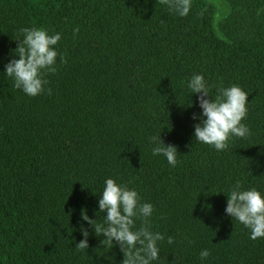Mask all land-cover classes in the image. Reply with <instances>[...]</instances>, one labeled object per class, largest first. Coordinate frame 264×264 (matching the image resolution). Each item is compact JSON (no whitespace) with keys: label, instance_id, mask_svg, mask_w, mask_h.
I'll return each instance as SVG.
<instances>
[{"label":"trees","instance_id":"obj_1","mask_svg":"<svg viewBox=\"0 0 264 264\" xmlns=\"http://www.w3.org/2000/svg\"><path fill=\"white\" fill-rule=\"evenodd\" d=\"M171 2L0 0V264H121L119 245L91 228L88 248L75 247L82 211L103 222L108 177L153 204L151 230L165 236L153 264H264V238L224 211L237 182L264 191V0H223V11L191 0L183 17ZM25 27L61 34L51 94L28 96L3 72ZM194 73L212 95L248 92L247 137L222 151L193 137ZM160 132L175 166L152 154Z\"/></svg>","mask_w":264,"mask_h":264},{"label":"clouds","instance_id":"obj_2","mask_svg":"<svg viewBox=\"0 0 264 264\" xmlns=\"http://www.w3.org/2000/svg\"><path fill=\"white\" fill-rule=\"evenodd\" d=\"M169 7L183 17L191 9V0H172ZM21 31L23 35L17 51L13 52L3 72L13 79L15 88L28 96L35 97L45 91L51 94V89L46 88V73L56 71L58 51L55 45L61 40V34H50L47 29L39 27H25ZM186 87L190 95L199 94L197 101L201 111L192 114V119L196 121L193 137L198 142L222 151L228 148L232 138H243L250 134L249 127L243 122L248 112V92L241 86L232 84L220 87L217 94L212 95L211 85L204 74L194 73L188 78ZM193 103L190 99L187 106L191 107ZM148 141L152 145L153 155H163L171 166L177 164V147L165 144L161 132L150 136ZM226 196L225 213L249 229L251 239L264 238V191L256 187L245 188L237 182ZM97 203L99 212L106 213L103 222L96 223V219L82 211V220L87 222L88 227L81 224L83 239L76 243V248H88L91 228L96 235H103V240L111 247L114 243L119 245L123 253L121 264H153L159 259L158 242L164 240L165 236L151 230L149 218L153 214L152 203L141 202L135 188H129L113 177L104 180ZM137 220L142 221L140 227L135 226ZM167 242L171 244L173 238L168 236ZM209 255L207 248L199 253L202 260Z\"/></svg>","mask_w":264,"mask_h":264},{"label":"rangeland","instance_id":"obj_3","mask_svg":"<svg viewBox=\"0 0 264 264\" xmlns=\"http://www.w3.org/2000/svg\"><path fill=\"white\" fill-rule=\"evenodd\" d=\"M215 2H216V4L218 5L219 8L221 7V11H223L224 8H225V4H224L223 0H215ZM217 17H219V14H217Z\"/></svg>","mask_w":264,"mask_h":264}]
</instances>
